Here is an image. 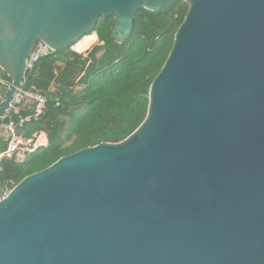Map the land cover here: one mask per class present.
<instances>
[{
    "label": "water",
    "instance_id": "95a60500",
    "mask_svg": "<svg viewBox=\"0 0 264 264\" xmlns=\"http://www.w3.org/2000/svg\"><path fill=\"white\" fill-rule=\"evenodd\" d=\"M176 1L0 0V153L38 43L67 49L110 16L123 42L137 11ZM185 3L141 125L0 202V264H264V0Z\"/></svg>",
    "mask_w": 264,
    "mask_h": 264
},
{
    "label": "trees",
    "instance_id": "16d2710c",
    "mask_svg": "<svg viewBox=\"0 0 264 264\" xmlns=\"http://www.w3.org/2000/svg\"><path fill=\"white\" fill-rule=\"evenodd\" d=\"M188 8L184 0H177L159 13L140 9L131 36L123 42L111 36L114 16L101 18L86 35L95 34L98 39L87 57L69 47L40 60L26 76L24 86L41 91L47 102L43 114L20 131L25 138L43 132L48 145L26 153L22 162L5 159L2 188L12 189L62 157L101 143H119L131 135L146 118L150 86L170 53ZM0 76L9 80L1 70ZM77 85L82 89L76 90ZM26 115L30 114L22 111V116Z\"/></svg>",
    "mask_w": 264,
    "mask_h": 264
},
{
    "label": "built area",
    "instance_id": "2783aa9c",
    "mask_svg": "<svg viewBox=\"0 0 264 264\" xmlns=\"http://www.w3.org/2000/svg\"><path fill=\"white\" fill-rule=\"evenodd\" d=\"M52 50L43 43H38L26 61V71L30 73L36 64L49 57ZM25 79L21 82L19 88L16 90L11 102L8 105L4 116L10 118L9 124L6 126V135L8 138V148L6 152L0 153V176L2 172V164L5 159L19 156L23 147L26 146V141L23 137L16 133L17 129L22 128L24 124L30 120H37L43 114L47 102L46 96L34 87L26 88L24 86ZM11 82L0 76V86L10 88ZM32 108L30 115L22 116V111L25 108ZM10 188H2L0 181V202L5 200L10 194Z\"/></svg>",
    "mask_w": 264,
    "mask_h": 264
},
{
    "label": "crops",
    "instance_id": "0c3cea01",
    "mask_svg": "<svg viewBox=\"0 0 264 264\" xmlns=\"http://www.w3.org/2000/svg\"><path fill=\"white\" fill-rule=\"evenodd\" d=\"M70 49H71V47H70ZM71 50L74 51V49H71ZM58 65L61 67L60 63H58ZM50 90L55 91L56 88L54 86H52L50 88ZM23 111H27L28 114H31L32 113V108L31 107H29V108L27 107ZM21 129L22 128L17 129L16 133L25 139L26 146L22 148L21 153H20L19 156L12 157V158H15L17 160V162H22L25 159L26 153H32V152L36 151L38 148L46 147L48 145V137H47V135L45 133H43V132L35 133V134L32 135V137L25 138L23 136V134L21 133V131H20Z\"/></svg>",
    "mask_w": 264,
    "mask_h": 264
},
{
    "label": "bare ground",
    "instance_id": "6f19581e",
    "mask_svg": "<svg viewBox=\"0 0 264 264\" xmlns=\"http://www.w3.org/2000/svg\"><path fill=\"white\" fill-rule=\"evenodd\" d=\"M96 39L97 36L95 34L87 36L83 40H80V42L76 43L73 49L78 53H82L85 50L89 49L96 41Z\"/></svg>",
    "mask_w": 264,
    "mask_h": 264
},
{
    "label": "rangeland",
    "instance_id": "374dc122",
    "mask_svg": "<svg viewBox=\"0 0 264 264\" xmlns=\"http://www.w3.org/2000/svg\"><path fill=\"white\" fill-rule=\"evenodd\" d=\"M185 1V0H184ZM92 35H94V34H92ZM85 38V37H84ZM83 38V39H84ZM82 39V40H83ZM80 42V41H79ZM98 44V39H96V41L93 43V45L89 48V49H87V50H85L84 52H82V53H78V52H76V51H74V52H76L77 54H79V55H82L84 58L86 57V56H88V52L94 47V46H96ZM74 46L75 45H73V47H71V49H73L74 48ZM100 55V54H99ZM98 55V56H99ZM80 89H82V87L81 86H76V90H80ZM54 92V91H53Z\"/></svg>",
    "mask_w": 264,
    "mask_h": 264
}]
</instances>
